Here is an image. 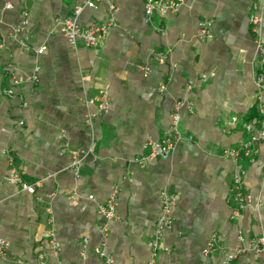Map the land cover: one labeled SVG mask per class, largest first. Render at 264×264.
<instances>
[{
	"label": "crops",
	"instance_id": "1",
	"mask_svg": "<svg viewBox=\"0 0 264 264\" xmlns=\"http://www.w3.org/2000/svg\"><path fill=\"white\" fill-rule=\"evenodd\" d=\"M87 1L0 0V237L8 242L0 264H39V255L43 264H103L99 247L114 264H222L236 251L232 264H264V245L252 248L264 237V142L251 163L223 153L247 140L243 124L258 117L248 18H261L264 39V0H183L149 20L141 0H113L115 26L99 47H72L57 20L76 6L80 25L107 17L106 0ZM202 20L212 22L204 40ZM101 89L109 106L96 114ZM176 101L182 138L167 159L139 166L145 144L168 131ZM238 166L251 200L234 214ZM14 171L39 182L33 193L9 180ZM162 191L177 200L161 241L167 251L152 257ZM112 192L115 219L106 221L98 206ZM212 236L224 251L204 255Z\"/></svg>",
	"mask_w": 264,
	"mask_h": 264
},
{
	"label": "built area",
	"instance_id": "2",
	"mask_svg": "<svg viewBox=\"0 0 264 264\" xmlns=\"http://www.w3.org/2000/svg\"><path fill=\"white\" fill-rule=\"evenodd\" d=\"M95 0H88L86 6L94 7ZM107 2V17L99 23H94L90 25H80L77 22V16L81 11V7L76 6L73 10V16L63 18L62 20H57L56 25L58 26V32L67 40V42L75 47L78 43L83 46L96 49L101 44L105 34L108 29L115 26L114 22V12L116 10L113 0H106ZM143 5V13L147 20H149L153 15H165L167 13L175 12L178 10L183 0H141ZM5 9L11 8L10 4H5ZM26 16V13H24ZM25 25V20L21 22L20 25L13 29V34L17 35L21 27ZM211 25L210 20H202L197 26V36L199 39L204 40L211 37ZM248 25L252 38L255 44V58H254V69H253V80L255 87V101L257 102V112L258 118L251 121L245 122L243 124V129L247 134V140L242 143L239 147H228L225 148L223 153L230 159L238 162L241 160L251 163L254 161L258 151L256 144L259 142H264V39L261 34V18L256 14H251L248 18ZM20 45L25 46V42L20 40ZM46 50L45 46H40L37 50V54H42ZM144 73L148 72L145 67L143 69ZM35 76L33 80H35ZM201 80L205 81L206 76H201ZM163 87H160L162 89ZM189 86L186 87L188 89ZM7 94H12V90H7ZM96 114H100L107 110L109 106V99L105 89H101L94 98ZM182 106L181 101H176L173 104L171 121L168 131L158 140L149 141L145 144L144 148L146 154L138 159L136 163L139 166H144L150 160H165L167 159L175 144L182 138V135L178 129V124L180 121L178 110ZM90 115L87 117L86 122L91 123L92 117ZM232 119L231 122H234ZM77 154L76 151L72 152L73 157ZM79 165V161L73 160L72 167L76 171ZM244 170L241 166H238L236 173L233 175L232 185L230 187V200L233 202L234 214L243 210L246 205L250 202L251 196L246 192L243 182ZM9 180L13 183L18 184L22 190L33 193L35 188L39 185V182L34 184H26L21 181L18 172L14 171L10 176ZM88 199L92 200V196H88ZM176 195L167 191L160 192V210L155 221L154 231L151 239L147 242L150 249L152 257L157 254L159 250L167 251V248L161 245L162 236L164 231L172 223V210L176 204ZM115 209H116V193L112 192L107 200L98 206V212L106 221H112L115 219ZM101 233L105 235V229L101 230ZM49 243L54 249L56 246L53 242V231L50 230L48 233ZM260 245H264V237L257 238L252 243V248H256ZM8 248V242L0 237V258L6 256V251ZM215 250L224 251V247L217 242L216 238L212 236L206 243L205 247L202 249L204 255H210ZM95 253L102 259L103 264H114L113 259L109 254H106L102 247L96 248ZM239 253L226 252L222 261V264H232L234 258ZM39 264H43V256H38ZM150 264H154L153 258Z\"/></svg>",
	"mask_w": 264,
	"mask_h": 264
},
{
	"label": "trees",
	"instance_id": "3",
	"mask_svg": "<svg viewBox=\"0 0 264 264\" xmlns=\"http://www.w3.org/2000/svg\"><path fill=\"white\" fill-rule=\"evenodd\" d=\"M258 117H259V116H258ZM258 117H257V118H258Z\"/></svg>",
	"mask_w": 264,
	"mask_h": 264
}]
</instances>
